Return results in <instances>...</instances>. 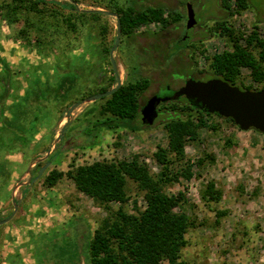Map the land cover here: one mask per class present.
Returning a JSON list of instances; mask_svg holds the SVG:
<instances>
[{
    "label": "rangeland",
    "instance_id": "1",
    "mask_svg": "<svg viewBox=\"0 0 264 264\" xmlns=\"http://www.w3.org/2000/svg\"><path fill=\"white\" fill-rule=\"evenodd\" d=\"M45 1L35 4L42 12L39 15L21 8L8 19L4 2L8 6L13 0H0V94H4L0 101V264L87 263L94 230L119 204L98 206L75 188L65 175L68 170L95 161L138 160L153 174L159 172L152 155L167 142L165 114L137 130L96 128L95 121L104 118L99 113L104 100H96L85 101L65 117L73 103L115 86L109 51L117 34L116 18L105 11L115 13L117 6L131 3L161 6L181 16L162 33L157 23L139 26L129 34L134 36L130 41L121 32L113 52L121 82L140 76L150 79L139 97L141 105L157 92H173L188 78H209L198 71L205 69V55L225 49L217 22L226 21L234 31L245 34L256 26L264 37V0H245L247 8L242 11H237L234 2L229 10L222 8L220 0ZM60 3H70L80 12L98 10L102 15L95 20L89 15L74 19L72 31L60 15L48 17L53 7L68 14ZM187 3L196 21L189 30L185 27ZM22 29L29 41L18 34ZM184 35L186 42L178 44ZM247 72L242 71L246 86L250 83ZM207 120L215 129L200 128L196 146H186L185 153L191 159L211 155L213 162L194 167L190 180L167 189L169 194H185L188 215L197 223L186 233L176 264H264V135L241 131L215 116ZM64 124L60 140L55 141ZM46 162L50 165L31 183ZM51 171L64 175L52 180ZM208 182L221 191L217 202L201 198ZM127 184L130 201L125 210L133 211L134 201L143 208L142 193L133 181L128 179Z\"/></svg>",
    "mask_w": 264,
    "mask_h": 264
},
{
    "label": "trees",
    "instance_id": "2",
    "mask_svg": "<svg viewBox=\"0 0 264 264\" xmlns=\"http://www.w3.org/2000/svg\"><path fill=\"white\" fill-rule=\"evenodd\" d=\"M220 1L222 8L227 10L232 2L236 5L237 11L247 8L245 0ZM36 3L47 4L45 0H13V4L8 6L4 2L8 8L5 18H13L17 14V9L21 8L24 9L23 11L35 12L39 15L42 12L37 9ZM50 3L59 4L56 0H51ZM60 5L63 9L68 8V14H60L53 7L48 17L60 15V20L72 31H75L76 27L74 19L78 20L89 15L88 18L95 20L102 15L98 10L77 11L70 3H60ZM165 11L166 9L161 6L137 7L131 3L117 6L115 9L121 32L123 35L128 34V41L134 37L129 34L139 26L157 23L162 33L181 19L178 13ZM226 12L229 17L233 16L232 12ZM216 25L219 36L225 40V49L212 55H205V69L198 72L207 74L208 79L220 78L243 90L264 88V37L257 32L258 27L254 26L248 34H245L234 31L232 25L226 21L217 22ZM18 34L23 40H30L25 29L20 30ZM182 37L178 39V44L186 42ZM156 46L159 47V43ZM176 54L177 52L171 53L169 56L167 53L166 56L171 57ZM200 54H204L203 51ZM190 59L194 66L197 65L193 56ZM243 70L248 71L245 78L250 83L247 86L242 81ZM66 79L71 80L70 77ZM67 82L73 83L72 80ZM149 85L150 79L140 76L133 81L122 83L113 94L101 98L104 104L99 113L104 118L97 119L93 126L107 129L127 127L130 130L147 127L140 120L142 105L139 97ZM253 85H259L260 88H253ZM107 90L102 88L98 93ZM3 97L4 94H0V101ZM160 106V113L166 115L163 129L167 142L165 146L158 145L152 155L154 162L159 166L158 173L153 174L143 161L138 160L95 161L79 165L65 173L74 183L75 188L93 199L98 206L106 207L112 202L119 204L118 209L110 212V215L102 219L94 230L88 243L89 258L84 264H160L163 261L176 264L180 251L186 244V233L197 226L195 220L188 215L186 208L188 200L185 194L181 191L169 194L167 189L180 180H190L194 167L201 168L205 161L213 162L211 155H204L201 159H191L185 153L186 146H196L200 128L215 129L214 124H207L209 117L215 116L224 122L234 126L235 124L231 119L203 112L183 97L162 103ZM63 175L57 171L49 173L52 180ZM128 179L133 181L137 190L142 193L145 204L143 208H139L134 201L131 212L125 210V206L130 201ZM201 192V198L206 202H217L221 198V191L216 190L212 182H208ZM223 214L220 213V216Z\"/></svg>",
    "mask_w": 264,
    "mask_h": 264
},
{
    "label": "water",
    "instance_id": "3",
    "mask_svg": "<svg viewBox=\"0 0 264 264\" xmlns=\"http://www.w3.org/2000/svg\"><path fill=\"white\" fill-rule=\"evenodd\" d=\"M185 6L187 16L185 27L189 30L195 26L196 21L191 5L187 3ZM105 13L116 18L115 27L117 34L114 44L109 51V59L115 77V86L105 92L91 95L82 101L73 103L65 112L66 118L85 101H96L108 97L122 85L118 68L113 58V52L117 48L121 36L120 22L115 13L107 11ZM182 97L191 105L199 107L205 113L217 114L222 118L231 119L241 131L255 130L264 135V88L260 90H243L238 86L228 84L220 78H210L204 81L188 78L173 92L151 96L140 108L141 123L147 126L152 125L158 115L157 107L161 103L176 101ZM64 128L65 124L61 127L55 141L60 140ZM47 153H50V151ZM49 165L50 162H46L38 170L37 176L31 183L39 178Z\"/></svg>",
    "mask_w": 264,
    "mask_h": 264
},
{
    "label": "flooded vegetation",
    "instance_id": "4",
    "mask_svg": "<svg viewBox=\"0 0 264 264\" xmlns=\"http://www.w3.org/2000/svg\"><path fill=\"white\" fill-rule=\"evenodd\" d=\"M186 20H187V16H186ZM186 37H187V35H184V38L182 37V39H183V40H186V39H185ZM157 94H158V92H157ZM155 95H156V94H155ZM144 104H145V103H144ZM144 104H143V105H144ZM161 104H162V103H161ZM161 104H160V105H161ZM143 105H142V106H143ZM160 105L157 107L158 115L160 114V110H159ZM142 106H141V107H142ZM158 115H157V116H158ZM156 118H157V117H156ZM140 120H141V117H140Z\"/></svg>",
    "mask_w": 264,
    "mask_h": 264
}]
</instances>
